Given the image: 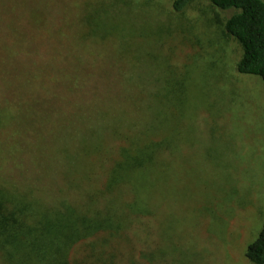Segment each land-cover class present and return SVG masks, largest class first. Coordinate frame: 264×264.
<instances>
[{
	"label": "rangeland",
	"instance_id": "rangeland-1",
	"mask_svg": "<svg viewBox=\"0 0 264 264\" xmlns=\"http://www.w3.org/2000/svg\"><path fill=\"white\" fill-rule=\"evenodd\" d=\"M174 1L0 0V185L38 214L121 225L75 242L71 262L251 264L264 81L237 70L233 9ZM133 141L155 157L109 188Z\"/></svg>",
	"mask_w": 264,
	"mask_h": 264
},
{
	"label": "trees",
	"instance_id": "trees-1",
	"mask_svg": "<svg viewBox=\"0 0 264 264\" xmlns=\"http://www.w3.org/2000/svg\"><path fill=\"white\" fill-rule=\"evenodd\" d=\"M192 0H175L174 8H185ZM221 9H233L225 27L242 47L237 70L260 76L264 81V0H210ZM156 149L132 146L123 152L120 167L111 175L113 188L123 176L122 170H133L156 155ZM124 175V174H123ZM58 209V208H57ZM82 212L67 207L66 211L45 208L42 214L32 212V202L0 185V258L2 264H80L69 260L70 247L99 231L116 232L121 225L114 213ZM46 214V215H45ZM33 218V219H32ZM251 264H264V222L258 236L246 251Z\"/></svg>",
	"mask_w": 264,
	"mask_h": 264
}]
</instances>
